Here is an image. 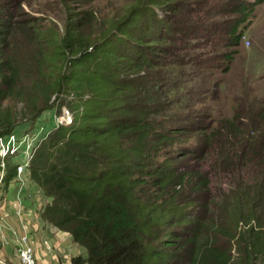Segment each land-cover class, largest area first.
Listing matches in <instances>:
<instances>
[{
    "label": "trees",
    "instance_id": "obj_1",
    "mask_svg": "<svg viewBox=\"0 0 264 264\" xmlns=\"http://www.w3.org/2000/svg\"><path fill=\"white\" fill-rule=\"evenodd\" d=\"M223 1L213 39L184 33L155 55L159 0L83 9L60 28L27 15L26 0H0V135L40 128L55 100L72 114L30 133L27 167L46 198L38 228L79 249L69 264H264L263 105L214 125L183 118L215 93L203 77L231 60L214 41L239 42L264 0Z\"/></svg>",
    "mask_w": 264,
    "mask_h": 264
},
{
    "label": "rangeland",
    "instance_id": "obj_2",
    "mask_svg": "<svg viewBox=\"0 0 264 264\" xmlns=\"http://www.w3.org/2000/svg\"><path fill=\"white\" fill-rule=\"evenodd\" d=\"M133 1L135 0H26L24 9L27 15L42 18L40 24L50 26L56 24L60 28L71 15L75 13L80 15L83 9L119 14L124 5ZM221 6L226 9L229 7V1L159 0L158 9H165L166 14L161 10H157V12L160 17L165 16L163 19L166 22L157 26L156 32L153 33V37L155 34L162 37L159 42L156 39L153 40L159 46L158 49H155V55L166 51L164 48L175 46L178 37L184 33L194 35L196 39L201 38L198 35H202V41L209 42L205 39L210 38L214 32L208 29L207 25L210 21H216L220 15L229 12L220 9ZM250 17L249 24L241 23L243 27H241L239 42L232 44L233 41L228 36H222L219 38L221 39L219 42H216L217 39L214 41L218 49L234 50L230 53L231 60L223 62L224 64L221 62L225 68L223 66L216 67L209 75L203 77L208 79V82L216 84H212L214 86L212 91L215 93L212 97L211 95L208 97L207 102H202L203 100L199 97L190 99L196 103L192 108L195 111L190 113L189 118L188 116L183 118L203 126L204 123H214V119L229 118L235 107H240L245 112V110L263 105V112L258 115L263 116L261 121L264 124V1L252 9ZM177 69L196 70L195 67L186 65ZM166 85L168 87L169 83L164 80L160 87L164 89ZM185 85L190 87L189 84ZM61 103L55 100L53 106L38 118L37 122L41 124V127L35 128L33 131L38 132L39 135L41 129L48 128L51 124H57L63 117L65 109ZM249 104L252 106L248 107ZM255 111L256 109L247 113L252 116ZM179 117L182 118V116ZM33 131H25L21 126L13 129L16 136L17 133L30 135ZM20 145L26 147V139H23ZM37 146V143L34 145L31 143L27 152L0 160V199L2 201L0 204L2 205L0 209V264H22L18 253L24 236L27 244L33 250L36 264H50L51 259L48 255L54 257L55 261L57 259L66 261L69 255L76 250L67 235L52 232L46 234L41 231L42 238L38 239L34 234L33 226L40 227L36 210L38 206L46 203V198L37 192L28 176L27 167ZM24 155L27 156L28 163L19 173L17 167L19 163L25 161ZM12 237L17 241L14 246L15 250L8 248ZM32 238L35 241L34 247Z\"/></svg>",
    "mask_w": 264,
    "mask_h": 264
},
{
    "label": "built area",
    "instance_id": "obj_3",
    "mask_svg": "<svg viewBox=\"0 0 264 264\" xmlns=\"http://www.w3.org/2000/svg\"><path fill=\"white\" fill-rule=\"evenodd\" d=\"M62 113V111H61ZM72 122V114L66 108L64 109L63 117L59 119L58 123L69 125ZM26 139L27 145H20L21 141ZM36 137L34 135L24 134L20 138L13 132L0 135V160H4L6 157L11 155H17L21 152H27L30 149L31 143L35 144ZM33 147V146H32ZM24 162L18 164L17 171L19 173L26 167L28 163L27 156L24 155ZM22 245L19 249V258L22 264H36L33 256L32 248L27 244L26 237H22Z\"/></svg>",
    "mask_w": 264,
    "mask_h": 264
},
{
    "label": "crops",
    "instance_id": "obj_4",
    "mask_svg": "<svg viewBox=\"0 0 264 264\" xmlns=\"http://www.w3.org/2000/svg\"><path fill=\"white\" fill-rule=\"evenodd\" d=\"M34 227V234L36 235V237H38V239H41L42 238V235H41V231L42 230H40L39 228H38V226L36 227V226H33ZM38 230V231H37ZM45 235V234H44ZM67 237H69L68 235H67ZM32 240H33V242H34V239L32 238ZM75 252H77L78 250H77V248L75 247ZM74 252V253H75ZM73 254V253H72ZM71 255V254H70ZM69 255V256H70ZM48 256H50V259H51V263L50 264H61V263H64V264H69V262H68V259L65 261H61L60 259H57L56 261L54 260V257H52L51 255H48Z\"/></svg>",
    "mask_w": 264,
    "mask_h": 264
}]
</instances>
